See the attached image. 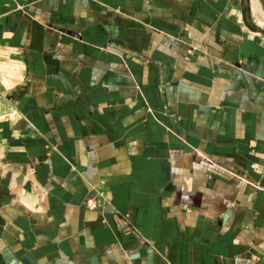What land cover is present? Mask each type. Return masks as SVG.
Returning <instances> with one entry per match:
<instances>
[{"label":"crops","instance_id":"0c3cea01","mask_svg":"<svg viewBox=\"0 0 264 264\" xmlns=\"http://www.w3.org/2000/svg\"><path fill=\"white\" fill-rule=\"evenodd\" d=\"M0 264H264V0H0Z\"/></svg>","mask_w":264,"mask_h":264},{"label":"built area","instance_id":"2783aa9c","mask_svg":"<svg viewBox=\"0 0 264 264\" xmlns=\"http://www.w3.org/2000/svg\"><path fill=\"white\" fill-rule=\"evenodd\" d=\"M87 206L91 207V208H94L96 206V203L94 202L93 199H88L87 200Z\"/></svg>","mask_w":264,"mask_h":264}]
</instances>
